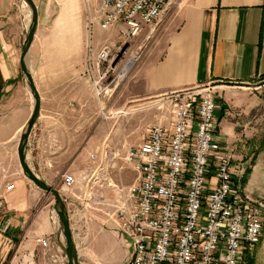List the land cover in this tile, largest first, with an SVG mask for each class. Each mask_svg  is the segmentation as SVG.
Wrapping results in <instances>:
<instances>
[{
	"label": "crops",
	"instance_id": "0c3cea01",
	"mask_svg": "<svg viewBox=\"0 0 264 264\" xmlns=\"http://www.w3.org/2000/svg\"><path fill=\"white\" fill-rule=\"evenodd\" d=\"M33 2L38 25L29 69L40 110L28 138L26 163L65 197L63 173L74 175L76 184L77 178L91 176L90 156L97 158L94 141L102 139L107 134L104 126H109L104 123L109 120V101L96 98L86 73V55L43 51L45 41L55 40L60 13L77 10L81 0ZM29 16L23 0H0V264H55L49 256H58L63 244L53 196L23 175L18 158L20 138L34 105L20 66ZM78 24L83 43L87 22ZM156 26L135 40V47L142 49L149 43V48L118 86L117 106L142 107L187 87L214 85L219 139L232 156L234 178L250 200L264 204L263 101L242 87L264 78V0H180L167 25ZM119 172L115 183L108 180L109 187H118L122 173L127 183L135 181L133 171V175L126 174L125 168ZM10 185L13 189L7 191ZM107 197L102 198L106 203L115 202ZM262 220L261 241L246 253L251 264H264V211ZM38 239H46L48 247L43 248Z\"/></svg>",
	"mask_w": 264,
	"mask_h": 264
},
{
	"label": "built area",
	"instance_id": "2783aa9c",
	"mask_svg": "<svg viewBox=\"0 0 264 264\" xmlns=\"http://www.w3.org/2000/svg\"><path fill=\"white\" fill-rule=\"evenodd\" d=\"M173 1L97 0L87 11L85 68L97 96L123 73L118 68L125 55H112L108 45L94 51L93 27L116 29L125 44L133 43ZM135 48L124 63L132 61L126 74L140 59L141 48ZM215 95L212 84L165 95L160 105L171 109L169 124L152 125L144 143L127 149L124 160L136 178L118 188L121 199L108 220L120 242H130L125 264H251L246 253L261 241L264 204L250 200L234 178L232 156L219 139ZM61 184L70 214L76 178L63 173ZM37 243L48 247L46 239ZM49 257L67 264L62 250Z\"/></svg>",
	"mask_w": 264,
	"mask_h": 264
},
{
	"label": "rangeland",
	"instance_id": "374dc122",
	"mask_svg": "<svg viewBox=\"0 0 264 264\" xmlns=\"http://www.w3.org/2000/svg\"><path fill=\"white\" fill-rule=\"evenodd\" d=\"M180 0H174L168 7L162 19L158 22L156 29H160L167 25L170 17L173 15ZM97 4V0H81V5L77 10H69L60 13L57 32H55V40L45 41L43 44L44 52H59L60 55H86L87 54V28L82 36L78 34L79 21L86 24L87 11L93 9ZM58 36V38H57ZM92 47L94 51H99L104 45H108L112 55H125L124 61L120 64L118 70L124 67L130 54L135 51V44H125L120 38L116 29L101 31L93 27L91 33ZM141 41V38H139ZM107 43V44H105ZM102 46V47H101ZM101 47V48H100ZM149 48V43L144 48L139 50L140 59L135 64L138 65L145 57L142 55ZM119 74V72H118ZM126 74L122 79H116L115 84L106 91L100 93L96 98L109 101V120H104L108 123V127L104 126L103 131L107 134L102 139L94 141L96 159L94 160L93 172L89 179L84 177L77 178L76 188L73 190L72 203V221L71 228L73 236L79 248L80 264H125L128 255L130 254V242L126 239V244L121 243L117 238V227L108 221L113 206L121 199V193L118 188L130 186L134 181L133 178L126 182L123 173L120 179H116L117 188L109 187L108 180L115 183V178L120 176V169L125 168L126 174L133 172L131 166L124 160L128 148L137 147L144 143L149 128L158 122L169 124L171 109L167 106L160 105V99L153 100L150 104L142 107H118L117 93L118 86L123 83L128 77ZM117 77V73L115 74ZM119 77V76H118ZM117 77V78H118ZM245 93L255 95L257 99L263 101L260 105L261 120L264 125V78L255 80L249 85L242 86ZM252 98V96H250ZM105 111V112H106ZM121 112V113H118ZM100 113V109L98 110ZM102 116L99 114L98 121L101 122ZM218 123V121H217ZM106 177V179H105ZM105 179V180H104ZM123 184H122V183ZM76 190V191H75ZM80 192V193H79ZM111 194V196H110ZM103 196L115 200V202L106 203ZM63 244L64 240L61 237Z\"/></svg>",
	"mask_w": 264,
	"mask_h": 264
},
{
	"label": "water",
	"instance_id": "95a60500",
	"mask_svg": "<svg viewBox=\"0 0 264 264\" xmlns=\"http://www.w3.org/2000/svg\"><path fill=\"white\" fill-rule=\"evenodd\" d=\"M30 10V24L27 31L26 39L23 43L22 54L20 58L21 70L26 78L29 91L33 97L34 105L32 114L28 120V123L21 135L18 146V158L22 169L23 175L31 181L41 191L51 194L54 198V213L57 218L59 235L63 238L64 244H62L61 250L66 257L67 264H80L77 248L73 239V233L70 226V219L67 207L65 205L62 194L58 189L47 185L44 181L39 179L33 171L28 167L26 163V146L30 132L39 117L40 110V97L34 86L29 69V55L31 46L34 40L35 33L38 25V13L33 0H23Z\"/></svg>",
	"mask_w": 264,
	"mask_h": 264
},
{
	"label": "bare ground",
	"instance_id": "6f19581e",
	"mask_svg": "<svg viewBox=\"0 0 264 264\" xmlns=\"http://www.w3.org/2000/svg\"><path fill=\"white\" fill-rule=\"evenodd\" d=\"M131 64H132V61H129L127 63V65L125 64V66L123 67V73L121 75H119V77H118L119 80L122 79L126 75L127 70L130 68Z\"/></svg>",
	"mask_w": 264,
	"mask_h": 264
},
{
	"label": "trees",
	"instance_id": "16d2710c",
	"mask_svg": "<svg viewBox=\"0 0 264 264\" xmlns=\"http://www.w3.org/2000/svg\"><path fill=\"white\" fill-rule=\"evenodd\" d=\"M250 173V170H247L246 173H245V179H246V176H248V174ZM244 181H242L243 183Z\"/></svg>",
	"mask_w": 264,
	"mask_h": 264
}]
</instances>
